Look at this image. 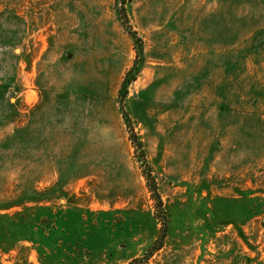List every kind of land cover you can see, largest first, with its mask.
Here are the masks:
<instances>
[{
  "label": "rangeland",
  "instance_id": "obj_1",
  "mask_svg": "<svg viewBox=\"0 0 264 264\" xmlns=\"http://www.w3.org/2000/svg\"><path fill=\"white\" fill-rule=\"evenodd\" d=\"M0 264H264V0H0Z\"/></svg>",
  "mask_w": 264,
  "mask_h": 264
},
{
  "label": "trees",
  "instance_id": "obj_2",
  "mask_svg": "<svg viewBox=\"0 0 264 264\" xmlns=\"http://www.w3.org/2000/svg\"><path fill=\"white\" fill-rule=\"evenodd\" d=\"M149 185H150V184H149ZM149 187H150V186H149ZM151 191L153 192L154 199H155V201H156V203H157V205H158V207H159V209H160V208H161L160 206L162 205L161 199H160L159 195L157 194L155 188H152Z\"/></svg>",
  "mask_w": 264,
  "mask_h": 264
}]
</instances>
